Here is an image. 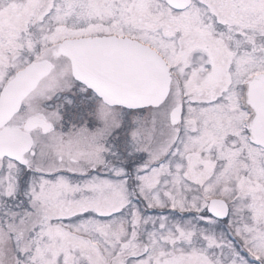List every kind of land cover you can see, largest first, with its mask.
<instances>
[{
  "label": "snow or ice",
  "instance_id": "6c2138e0",
  "mask_svg": "<svg viewBox=\"0 0 264 264\" xmlns=\"http://www.w3.org/2000/svg\"><path fill=\"white\" fill-rule=\"evenodd\" d=\"M0 264H264V0H0Z\"/></svg>",
  "mask_w": 264,
  "mask_h": 264
}]
</instances>
